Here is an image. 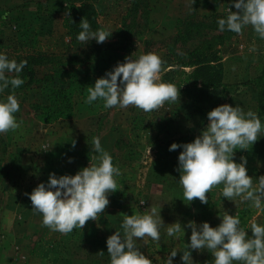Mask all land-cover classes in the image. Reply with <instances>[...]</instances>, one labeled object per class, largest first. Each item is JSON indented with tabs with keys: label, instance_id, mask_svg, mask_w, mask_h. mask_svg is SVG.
<instances>
[{
	"label": "rangeland",
	"instance_id": "374dc122",
	"mask_svg": "<svg viewBox=\"0 0 264 264\" xmlns=\"http://www.w3.org/2000/svg\"><path fill=\"white\" fill-rule=\"evenodd\" d=\"M84 3L93 7L99 29L112 32L106 42L70 44L65 19L72 7ZM229 8L237 11L234 0H195L193 4L192 0H0V53L8 58L33 51L64 53L66 61L61 65L67 72L61 81L72 95L67 116L42 120L35 109L49 99L42 66L36 73L40 81L27 84L22 78V86L14 90L9 86L0 93V100H5L14 92L20 104L15 115L22 121L15 132L0 134V264H110L107 238L115 231L123 236L124 214H144L150 206L161 209L165 225L160 228V241L146 238L148 245H144L138 239L137 245L153 264H166L173 249L178 251L173 264H183L182 251L191 236V229L185 227L189 221L217 227L220 212L237 215L246 207L249 214L240 227L248 236L251 222L264 225V210L240 198H223V185L207 194V204L184 200L178 171L183 149L169 151L172 143H190L201 135L209 123L208 112L222 104L255 112L264 125V39L251 26L239 35L219 31L217 21L227 17ZM118 27L129 28L121 41L126 48L112 43ZM189 28H193L189 37L180 38ZM208 40L211 45L205 46L202 42ZM253 47L256 51H250ZM202 50L213 52L217 60L198 69V63L190 62L189 52ZM149 52L165 61L161 80L180 88L179 101L151 113L135 107L106 109L100 99L85 103L87 88L96 79L126 57ZM93 137H99L120 168L122 175L116 179L121 188L108 195L110 203L97 221L90 220L83 229L66 235L54 232L42 225V215L32 209L26 193L47 184L52 173L75 175L88 167L93 156L99 155L92 151ZM258 138L248 150L234 153L237 163L246 157L254 185L264 176V132ZM141 200L145 203L140 204ZM176 222L185 234L169 237L166 228ZM189 250L193 264H214L206 249Z\"/></svg>",
	"mask_w": 264,
	"mask_h": 264
},
{
	"label": "clouds",
	"instance_id": "9594fccd",
	"mask_svg": "<svg viewBox=\"0 0 264 264\" xmlns=\"http://www.w3.org/2000/svg\"><path fill=\"white\" fill-rule=\"evenodd\" d=\"M194 2L192 0V4ZM234 7L237 11L229 8L227 17L218 19L219 31L239 35L245 27L251 26L264 39V0H234ZM79 26L81 31L76 38L82 44L92 40L104 43L112 34L103 28L92 31L86 18ZM250 51H256L255 47ZM164 64L154 52L138 58H133L132 54L87 88L85 103L92 104L100 99L106 109L135 107L145 113L158 111L166 103H175L179 101L180 88L161 80ZM26 66V60L17 63L0 53V93L9 86L14 90L25 83L19 74ZM19 111L20 104L14 92L0 100V134L15 132L21 127L22 121L18 122L15 115ZM207 118L206 129L193 142L172 143L169 148V151L183 149L178 156V171L184 200L191 203L198 199L207 204V194L223 185V198L230 201L240 198L241 202L250 201L252 207L264 210V176L258 177L254 185L253 177L248 175L246 157L242 156L240 163L234 160L236 150H248L264 132L258 115L252 111L245 113L239 106L222 104L208 112ZM91 147L93 153L99 155L93 156L88 167L75 175L57 177L52 173L47 184L40 183L30 194L26 193L32 209L42 215V225L54 232L66 235L74 229H83L90 220L97 221L110 203L108 195L121 188L116 177L122 172L102 148L99 137H93ZM160 211L150 206L144 214H124L123 236L115 231L106 241L110 264H153L140 251L137 240H142L144 245H148L146 238L160 241V228L165 225ZM219 218L221 222L217 227L208 222L197 226L194 221L185 225L191 229V236L186 250L182 251L183 264H193L189 249H206L214 258V264H264V225L251 222L252 235L248 236L245 228L240 227L238 215L223 211ZM166 233L176 238L185 234L179 222L169 224ZM177 252L176 249L170 251L166 264H173ZM99 253L103 255L104 252Z\"/></svg>",
	"mask_w": 264,
	"mask_h": 264
},
{
	"label": "trees",
	"instance_id": "16d2710c",
	"mask_svg": "<svg viewBox=\"0 0 264 264\" xmlns=\"http://www.w3.org/2000/svg\"><path fill=\"white\" fill-rule=\"evenodd\" d=\"M86 18L91 26L92 31H96L99 29L98 24L95 21V11L93 7L84 3L79 6H74L69 10L68 17L65 19L66 23L69 22L68 31L70 33V44L76 43L77 36L81 31L79 26L81 20ZM193 28H189L188 31L185 32L184 37H180L183 40H186L189 37V33L192 32ZM129 28L123 29L122 27H118L113 34L116 37V40L112 43L118 42L119 48H126L121 41L124 37V33L128 32ZM219 36V35H218ZM128 39V37H126ZM205 43V46H210L211 41L202 42ZM204 45V44H202ZM94 46V44H92ZM201 47V46H200ZM199 47V48H200ZM196 50V48H194ZM196 52H189V56H191L190 62L198 63V69L206 68V64L208 62L216 61V55L213 52L206 53L204 50L195 54ZM64 53L56 54L53 52H45V51H33L31 53L17 54L12 58H8L9 60H15L17 63L20 61L26 60L27 66L22 70L19 74L20 78H24L27 84H31L34 80L40 81V78H37L36 73L37 70L42 66L45 67V72L43 73L42 78L43 81L48 84L49 83V99L48 102L41 105H35V109L38 111L39 117L44 121H52L60 117H65L69 114L71 110V90L68 85L64 84L61 81L65 75L63 74L67 69H64L63 64L66 60H62L64 57ZM73 57V56H71ZM68 60V59H67ZM214 68V66H212ZM65 72V73H66ZM15 75V74H8ZM206 78V77H205ZM210 78V76H209ZM210 82H215L211 80ZM208 84V83H207ZM214 84V83H213ZM205 85V84H204ZM249 214V211L246 207H242L237 215L239 216L240 221L242 222L245 216Z\"/></svg>",
	"mask_w": 264,
	"mask_h": 264
}]
</instances>
